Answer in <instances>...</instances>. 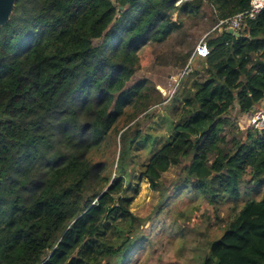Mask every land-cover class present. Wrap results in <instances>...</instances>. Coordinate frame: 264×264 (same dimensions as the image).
Masks as SVG:
<instances>
[{
  "label": "trees",
  "instance_id": "16d2710c",
  "mask_svg": "<svg viewBox=\"0 0 264 264\" xmlns=\"http://www.w3.org/2000/svg\"><path fill=\"white\" fill-rule=\"evenodd\" d=\"M177 1L15 0L0 25V264H101L97 255L128 264L146 238L149 217L129 209L138 185L124 166L150 142L140 124L152 109L138 116L161 94L145 79L128 84L137 52L203 5L217 25L250 3ZM220 27L204 37L208 54L192 58L173 133L137 179L158 193L152 213L189 189L214 210L234 200L200 264H264V196L237 202L245 177L264 181V128L242 129L231 116L243 119L264 100V9L238 36ZM174 165L169 192L162 175Z\"/></svg>",
  "mask_w": 264,
  "mask_h": 264
},
{
  "label": "rangeland",
  "instance_id": "374dc122",
  "mask_svg": "<svg viewBox=\"0 0 264 264\" xmlns=\"http://www.w3.org/2000/svg\"><path fill=\"white\" fill-rule=\"evenodd\" d=\"M210 15L211 9L203 5L194 18H185L181 28L173 31L165 41L150 42L137 52L140 66L128 84L147 80L148 85L159 90L161 101L149 105L138 116L142 117L146 111L152 109L150 120L140 124L143 138H148L150 142L133 148L131 157L124 166L125 172L131 177V183L138 185L129 209L134 215L149 217L147 222L151 225L143 229L148 235L135 248L128 264H200L208 250L209 242L222 233L224 223L221 219L224 220L231 214L234 200L222 198L214 210L191 189L183 190L181 196L170 198L168 209L152 213L160 200L158 193L151 190L145 179H137L142 164L173 133V124L178 117V112L175 114L173 110L180 108L182 92L190 85L192 79L193 49L200 39H205V35L217 26L212 25ZM231 116L238 118L242 129L250 128L244 121L245 117L242 119L241 115L237 116L236 111ZM118 149L117 145L115 155L113 150L109 152L110 160L115 157L114 163ZM179 170L180 167L174 165L162 175V181L169 192L172 191L169 185L179 177ZM248 178L245 177L240 185L241 195L237 200L239 204L247 198L261 199L264 196V181L256 185L254 181H248ZM127 193H131V190ZM181 212L183 217L178 219L177 214ZM120 226L124 227L125 224L121 223ZM105 235L112 241L116 238L112 231L107 233L106 230ZM103 257L97 255L96 260L104 264Z\"/></svg>",
  "mask_w": 264,
  "mask_h": 264
},
{
  "label": "built area",
  "instance_id": "2783aa9c",
  "mask_svg": "<svg viewBox=\"0 0 264 264\" xmlns=\"http://www.w3.org/2000/svg\"><path fill=\"white\" fill-rule=\"evenodd\" d=\"M180 3V0L176 2V5ZM264 9V0H250L249 8L245 11L238 12L233 16L220 20L217 26H225L227 29L238 31L242 28L247 19H253L255 16ZM209 52L208 45L205 39L195 45L192 53L193 57H205ZM245 122L250 128H264V100L261 102L259 108L249 112L245 118Z\"/></svg>",
  "mask_w": 264,
  "mask_h": 264
},
{
  "label": "water",
  "instance_id": "95a60500",
  "mask_svg": "<svg viewBox=\"0 0 264 264\" xmlns=\"http://www.w3.org/2000/svg\"><path fill=\"white\" fill-rule=\"evenodd\" d=\"M15 0H0V25L8 22L12 9L14 7ZM230 33L238 36V32L232 29H228Z\"/></svg>",
  "mask_w": 264,
  "mask_h": 264
},
{
  "label": "crops",
  "instance_id": "0c3cea01",
  "mask_svg": "<svg viewBox=\"0 0 264 264\" xmlns=\"http://www.w3.org/2000/svg\"><path fill=\"white\" fill-rule=\"evenodd\" d=\"M219 30H221V27L220 28H218Z\"/></svg>",
  "mask_w": 264,
  "mask_h": 264
}]
</instances>
